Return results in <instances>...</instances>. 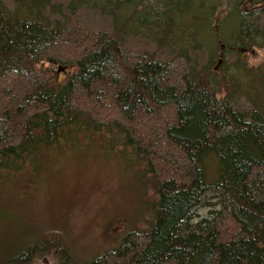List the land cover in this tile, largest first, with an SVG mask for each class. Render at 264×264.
Instances as JSON below:
<instances>
[{
  "label": "trees",
  "instance_id": "obj_1",
  "mask_svg": "<svg viewBox=\"0 0 264 264\" xmlns=\"http://www.w3.org/2000/svg\"><path fill=\"white\" fill-rule=\"evenodd\" d=\"M253 49L264 51V0H0V189L25 196L55 154L98 146L134 158L152 195L144 228L103 253L44 227L3 264H264Z\"/></svg>",
  "mask_w": 264,
  "mask_h": 264
},
{
  "label": "rangeland",
  "instance_id": "obj_2",
  "mask_svg": "<svg viewBox=\"0 0 264 264\" xmlns=\"http://www.w3.org/2000/svg\"><path fill=\"white\" fill-rule=\"evenodd\" d=\"M123 8L128 11L130 7ZM235 22L236 19H231L220 26L222 41L226 42ZM263 59L264 51L253 49L248 61L256 66ZM138 164L125 155L106 154L98 146L82 151L67 147L42 168L39 183L32 192L22 196L12 187L13 183L0 189V196L5 197L0 201L10 203L7 211L10 226L0 221V264L27 240L39 237L40 228L44 227L62 230L77 252L97 251L96 255L115 246V242L111 247L107 245L111 239L116 241L119 235L142 230L145 205L152 195ZM208 172L214 175L211 163ZM197 215L195 219L206 217L208 209L200 210Z\"/></svg>",
  "mask_w": 264,
  "mask_h": 264
},
{
  "label": "water",
  "instance_id": "obj_3",
  "mask_svg": "<svg viewBox=\"0 0 264 264\" xmlns=\"http://www.w3.org/2000/svg\"><path fill=\"white\" fill-rule=\"evenodd\" d=\"M245 10H246V9H245ZM224 11H225L224 9L219 10V11L217 12V14L215 15V17H214V23H215V25H214V30H215V33H217V31H218V21H219L220 15H221V13L224 12ZM218 43L220 44V42H218ZM219 48H220V50L222 51V50L224 49V45H223V44H220V45H219ZM221 63H222V53H220V57H219L218 60H217V63H216V66H215V70H218V69H219V66L221 65Z\"/></svg>",
  "mask_w": 264,
  "mask_h": 264
},
{
  "label": "bare ground",
  "instance_id": "obj_4",
  "mask_svg": "<svg viewBox=\"0 0 264 264\" xmlns=\"http://www.w3.org/2000/svg\"><path fill=\"white\" fill-rule=\"evenodd\" d=\"M223 51V50H222ZM220 55V54H219Z\"/></svg>",
  "mask_w": 264,
  "mask_h": 264
}]
</instances>
